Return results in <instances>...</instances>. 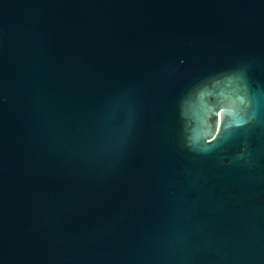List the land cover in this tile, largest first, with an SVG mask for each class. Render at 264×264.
<instances>
[{
    "label": "water",
    "instance_id": "95a60500",
    "mask_svg": "<svg viewBox=\"0 0 264 264\" xmlns=\"http://www.w3.org/2000/svg\"><path fill=\"white\" fill-rule=\"evenodd\" d=\"M0 264H264V0H0Z\"/></svg>",
    "mask_w": 264,
    "mask_h": 264
},
{
    "label": "snow or ice",
    "instance_id": "6c2138e0",
    "mask_svg": "<svg viewBox=\"0 0 264 264\" xmlns=\"http://www.w3.org/2000/svg\"><path fill=\"white\" fill-rule=\"evenodd\" d=\"M246 73H247L246 67H239L233 71V77L237 78V79H241L246 75ZM221 111H223V109ZM237 123L243 124L244 121L243 120H237Z\"/></svg>",
    "mask_w": 264,
    "mask_h": 264
}]
</instances>
